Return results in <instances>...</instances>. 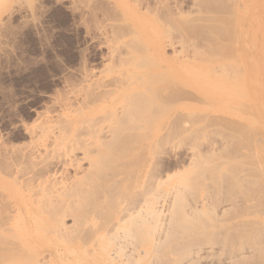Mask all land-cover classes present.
<instances>
[{
  "label": "bare ground",
  "instance_id": "obj_1",
  "mask_svg": "<svg viewBox=\"0 0 264 264\" xmlns=\"http://www.w3.org/2000/svg\"><path fill=\"white\" fill-rule=\"evenodd\" d=\"M181 1L79 0L110 60L60 101L56 118L38 128L37 147L0 148V264H140L135 254L200 264L207 243L222 258L205 251L203 260L219 259L205 264H264L262 124L260 134L218 115L228 127L218 145L190 109L207 99L190 79L206 67L223 82L255 81L264 97V0H197L208 16ZM174 131L195 135V144L186 137L194 169L179 166L183 175L168 189L170 171H153L148 155Z\"/></svg>",
  "mask_w": 264,
  "mask_h": 264
},
{
  "label": "rangeland",
  "instance_id": "obj_2",
  "mask_svg": "<svg viewBox=\"0 0 264 264\" xmlns=\"http://www.w3.org/2000/svg\"><path fill=\"white\" fill-rule=\"evenodd\" d=\"M192 1L193 0L181 1L184 2L182 5L185 7L183 8H188L187 11L192 9L191 11L193 12V15L196 14L198 10L200 11L197 13L199 15L202 13L205 16L212 14L208 13V11L201 10L200 5L198 6L197 0H194L197 5ZM77 3H79V0H0V148L6 147L9 149L10 147L11 149H22L23 147L25 151L29 152L34 146L37 147V130L39 131L38 128L43 127L48 117L56 118V114L60 110V101H62L64 97L65 99L68 98V96L72 97L74 93L81 88V85L85 82L82 80L85 74L87 77L92 71L95 74L101 72L105 65L108 64L110 53L109 47L105 43L104 35H102L100 33L101 31L97 28L96 21L94 22L95 19L93 20L92 17L79 8V4ZM193 4H195V8H193ZM190 5L192 6L190 7ZM195 10L197 12L194 13ZM203 11H205V13ZM101 16L102 14L98 11V17L101 18ZM262 21L263 39L261 41V54L264 56V20ZM200 31L198 30V32ZM211 69L212 68L209 67L201 69L200 71L198 69L190 76V79L203 89L205 93L204 95H207V99H205V97L202 99L204 102L200 101L198 103L197 101H191L195 104V107H190L191 113L195 114L197 112L195 116L197 119L198 116L201 118L203 116L204 121L202 120L203 118H200L199 120H202L205 123L211 120L213 114L216 116L212 121L215 119V121H217L219 119L218 115H221V117L227 116L230 119H241L242 123H248L249 127L252 126L254 129L256 128L258 132H261L258 128L260 126L262 133H264V108L257 112L256 105L253 102V100H256L257 98H262L261 103H264V97H262L261 94L260 96L254 94L253 86L256 85V82L249 81L248 86L246 83L241 84V82L232 79L223 82V79L219 78L218 74ZM97 75H100V73ZM231 84H234V86ZM206 87L208 88L206 89ZM212 88L214 89L213 91ZM218 91L220 92L219 94ZM236 91L240 94H237ZM218 95H222L220 96L221 98ZM238 95H241V97H243V95L245 96L243 99H240ZM219 99L225 101L221 100L220 102ZM245 102L246 105L241 104ZM230 104L234 106L232 107ZM241 105L244 107L243 109H239ZM248 105L251 106H249L250 108L248 107L249 110H251V108L252 110L254 109L253 111L251 110L252 112L250 111L249 114L247 113L249 110H247L246 107ZM245 109L247 111H245ZM225 110L226 112H224ZM241 110H244L245 112L242 113L243 111ZM254 111L256 114H253ZM202 112H206L205 116ZM191 113H189L190 116L186 114V118H193L191 117ZM193 114L192 116H194ZM210 114H212V116ZM239 116L243 118H240ZM205 117H207L206 120ZM208 117L210 118L208 119ZM228 118L225 117L222 119ZM212 121L210 122L213 123ZM198 122L199 121L196 122V127L198 124L201 125V123H203ZM217 122L219 124L214 122L215 127H213V124H209V122L207 123V126H205L206 124L204 123L203 129L209 135L208 137L206 134V137L210 139L209 140L205 137V141L214 140V143L216 142L218 145L222 144V142L225 144L223 137L226 136L224 133L225 131L227 132L228 127L226 128L225 125H223L225 123L220 125L222 122ZM249 122H251V124ZM256 122L262 125H257ZM190 125L191 124L188 123L187 126ZM200 125L198 127L201 129ZM209 125L212 126L211 129ZM41 129L42 128H40V130ZM222 130H225L224 133ZM218 131L221 135H219ZM172 133H175V136H173ZM168 134V137L165 136L166 141H164L165 143H163V147L160 146L162 142L159 146L157 144L158 148L155 147V149H157L155 151L157 154L151 152L148 157L150 163L151 161L152 163L154 161L151 166L153 171L155 169L157 170L158 167L163 168V166L164 169H167L168 173L170 171L169 174L173 177L171 176V179L168 178L169 189L171 185L179 182L178 178L180 179L183 175L184 166L188 169L191 167L190 165H188L189 167L186 166V164H188L186 162L189 161L187 152H189V149L192 147L191 145L189 146L192 139L190 136L194 137V140L195 135L193 136V133L189 134V136L186 134L184 138L185 134L179 132L178 134L175 131L168 132ZM186 137H188V139L191 138L190 141H187ZM183 142L185 145L188 144L187 146L189 147L185 146ZM193 144H195V140ZM184 160L186 161L182 162ZM261 160V163L263 162L264 165V159ZM179 166L182 168V171ZM188 169L186 172H190V170L193 171L194 168H190L189 171ZM180 171L182 172L181 175L177 176L180 174ZM205 245L206 244L203 245L204 249L200 252L203 256L199 254L200 258L198 259L200 264H205L207 262L210 263V261L211 263H214L218 258H222V254L218 253L220 249V247H217L218 245L216 246V249H214L217 250V255H215L216 251L215 253L214 251L213 253H210L207 251L208 249L205 250V248H209L212 244L207 243L209 247H206L207 245ZM205 251L211 255L205 254ZM212 254L218 258L215 259L216 257L214 258L213 255L212 258H214V261L211 258L206 261L205 259H202L204 257L208 258L212 256ZM135 255L137 259L139 258L137 263L149 264L152 262L153 264H156L154 260L155 254L150 255L146 259L140 258L137 254ZM218 255L221 256L219 257ZM151 257L153 258V261H151Z\"/></svg>",
  "mask_w": 264,
  "mask_h": 264
}]
</instances>
